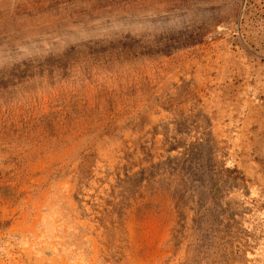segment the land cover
<instances>
[{
  "label": "rangeland",
  "instance_id": "obj_1",
  "mask_svg": "<svg viewBox=\"0 0 264 264\" xmlns=\"http://www.w3.org/2000/svg\"><path fill=\"white\" fill-rule=\"evenodd\" d=\"M0 264H264V0H0Z\"/></svg>",
  "mask_w": 264,
  "mask_h": 264
}]
</instances>
